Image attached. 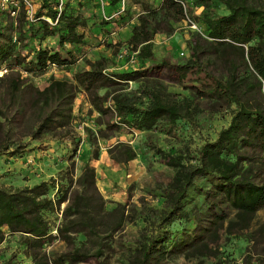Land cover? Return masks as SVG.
I'll return each instance as SVG.
<instances>
[{
	"label": "trees",
	"instance_id": "1",
	"mask_svg": "<svg viewBox=\"0 0 264 264\" xmlns=\"http://www.w3.org/2000/svg\"><path fill=\"white\" fill-rule=\"evenodd\" d=\"M219 1L225 12L203 10L197 18L204 23L207 37H193L186 61H151L154 34L172 30L168 18L179 20L186 14L184 0H161L157 6L146 2L145 12L138 14V22L127 39L142 66L106 71L97 59L89 68L75 70L73 80L51 77L42 88L28 81L21 70L38 74L52 64L63 66L73 62L76 44L84 40V33L78 29L83 22L81 13H75L71 5L62 7L59 0H40L33 13L39 21L35 27L21 0L14 21L0 25V69L5 66L9 70L0 75V81H4L0 87V116H5L3 97L17 112L27 107L25 112L33 125L29 134L34 137L69 125L78 88L85 91L99 114L109 115L110 119L105 121L108 127L119 128L123 123L130 129L143 130L159 121L173 124L187 118L197 110L193 100L188 96L178 99L157 84L146 90V105L120 93L114 94L110 105L101 101V87L136 79L163 67L173 69L184 87L193 88L197 95L212 100L213 105L231 108L228 124L213 139L202 142L192 155L195 162L179 153L156 148L161 160L174 167V173L162 193L164 206L159 213L154 210V214L151 211L145 217L152 224L141 228L133 257L125 264H163L174 253L199 249L209 252L217 225L228 217L224 205L243 221L264 207V178L257 180L264 165V0ZM105 2L102 7L107 4L118 8L120 0ZM110 20L106 15L101 22ZM13 31L19 40L27 38L19 42L26 47L25 53L16 45ZM47 35L57 37L61 50L41 45L40 38ZM36 37L38 44H32L29 40ZM67 43L71 47H66ZM213 56L221 61H213ZM145 59L151 62L145 65ZM109 151L118 160L132 156L124 142H116ZM198 178L207 184L198 185ZM191 188H198L202 199L188 208L185 202ZM127 207V201L107 200L102 195L96 185L95 167L89 160L78 173L71 161L55 176L32 184L0 186V242L6 233L23 234L30 249L29 264L75 263L92 257L97 264H108V252L113 250L111 239L129 219ZM53 214L60 215L57 223H52ZM154 215H158V221ZM180 219L186 220L184 226L173 229L170 224ZM78 233L83 237L79 238ZM57 238L65 248H48L47 244ZM2 264L22 263L10 257Z\"/></svg>",
	"mask_w": 264,
	"mask_h": 264
},
{
	"label": "rangeland",
	"instance_id": "2",
	"mask_svg": "<svg viewBox=\"0 0 264 264\" xmlns=\"http://www.w3.org/2000/svg\"><path fill=\"white\" fill-rule=\"evenodd\" d=\"M21 0H0V25L9 20L14 21L20 9ZM59 5L75 9L81 13L82 24L78 27L84 33V40L76 44V58L67 65L52 64L43 73L29 74L21 70L39 88L47 85L51 77L73 80L75 70L89 68L91 62L101 60L106 71H120L142 66V60L137 56L127 39L132 26L138 22V14L145 12L144 4L149 2L157 6L161 0H125L118 8L102 7L104 0H59ZM28 20L38 27L39 21L33 16L40 0H22ZM31 3V6L28 5ZM186 14L179 20L168 18L173 26L171 31H159L152 39L154 58L172 63L186 61L189 57L193 37H207L205 25L197 18L203 10L217 13L225 12L223 3L219 0H184ZM60 9V6H58ZM14 10V12H12ZM109 15V23L101 22L104 15ZM191 21L197 24L194 28ZM107 25V26H106ZM25 24V33L30 29ZM16 45L26 52L19 42L17 33L13 31ZM40 37V36H39ZM38 44V37L29 40ZM205 41V40H204ZM210 41V38H208ZM41 45L61 50L57 37L47 35L40 38ZM207 43V41H205ZM66 47H71L67 43ZM145 59V65L151 62ZM213 61H221L213 56ZM2 66L1 68H4ZM7 71H9L7 69ZM0 72V75L5 73ZM161 85L165 91L172 92L180 99L188 96L197 106L187 118L178 119L173 124L159 121L149 129H130L123 123L119 128L108 127L105 124L109 115H101L90 104L85 91L78 88L72 104L73 117L66 127L42 132L34 137L29 134L32 129V119L28 116V108L16 111L8 99L3 100L5 116H0V186L11 187L32 184L40 179L55 176L71 161L75 173H78L86 161L95 167L96 185L107 200L127 201L129 219L125 221L122 230L117 231L111 239L113 250L109 251L108 264H125L133 257V249L141 228L148 223L145 217L154 210L159 211L164 206L163 190L167 187L174 173V167L164 163L156 148L179 153L186 160L195 162L192 158L199 145L208 139H213L218 130L227 125L231 117V108L220 106L213 101L197 95L193 88L184 87L173 69L163 67L155 69L150 74L136 79L120 80L109 87L99 89L101 101L110 105L115 93L136 98L137 104L146 105L148 96L146 90L153 85ZM4 81H0V87ZM264 90V83H263ZM2 103V101H1ZM110 119V118H109ZM116 119V116H115ZM116 142H124L132 151L127 160L115 159L110 149ZM76 149L73 150V146ZM116 153V149L114 150ZM96 153V154H95ZM255 154V153H254ZM264 178V165L260 169L257 180ZM198 185L207 184L203 178L197 179ZM198 188H191L186 197V207L201 202ZM224 208L228 217L217 225L215 240L209 246L211 251L186 250L174 253L163 261V264H264V207L250 215L248 220L234 216V210ZM158 221V215H154ZM60 215L51 216L52 223H57ZM235 217V218H234ZM232 218V222L229 219ZM185 219L175 220L170 226L175 229L184 226ZM152 224V223H151ZM164 225V223H162ZM251 234V235H250ZM82 238V234L78 233ZM48 248L64 249L65 244L55 239L47 244ZM13 258L22 264L31 262L30 249L25 237L20 232L6 233L0 242V264ZM62 264H97L95 258L85 261Z\"/></svg>",
	"mask_w": 264,
	"mask_h": 264
},
{
	"label": "built area",
	"instance_id": "3",
	"mask_svg": "<svg viewBox=\"0 0 264 264\" xmlns=\"http://www.w3.org/2000/svg\"><path fill=\"white\" fill-rule=\"evenodd\" d=\"M24 1H26L27 2V0H24ZM121 1V5H122V7L124 6V3H125V0H120ZM28 5H30L31 6V3H28ZM103 5V4H102ZM12 12H14V10H12ZM104 17H106V15H104ZM191 25H192V27H194V28H196L197 27V24L194 22V21H191ZM7 69L6 68H2V69H0V72H4V71H6Z\"/></svg>",
	"mask_w": 264,
	"mask_h": 264
}]
</instances>
